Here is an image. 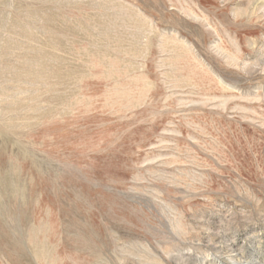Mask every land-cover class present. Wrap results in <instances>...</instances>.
I'll use <instances>...</instances> for the list:
<instances>
[{"label":"rangeland","instance_id":"obj_1","mask_svg":"<svg viewBox=\"0 0 264 264\" xmlns=\"http://www.w3.org/2000/svg\"><path fill=\"white\" fill-rule=\"evenodd\" d=\"M0 264H264V0H0Z\"/></svg>","mask_w":264,"mask_h":264},{"label":"bare ground","instance_id":"obj_2","mask_svg":"<svg viewBox=\"0 0 264 264\" xmlns=\"http://www.w3.org/2000/svg\"><path fill=\"white\" fill-rule=\"evenodd\" d=\"M230 259V258H229ZM239 263V262H238Z\"/></svg>","mask_w":264,"mask_h":264}]
</instances>
